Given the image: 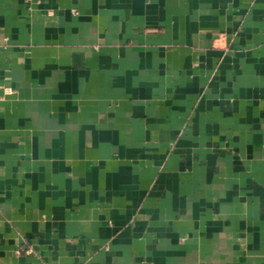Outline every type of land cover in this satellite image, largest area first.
I'll return each instance as SVG.
<instances>
[{
	"label": "crops",
	"instance_id": "1",
	"mask_svg": "<svg viewBox=\"0 0 264 264\" xmlns=\"http://www.w3.org/2000/svg\"><path fill=\"white\" fill-rule=\"evenodd\" d=\"M0 264H264V0H0Z\"/></svg>",
	"mask_w": 264,
	"mask_h": 264
}]
</instances>
